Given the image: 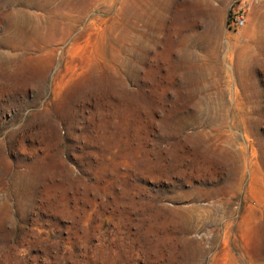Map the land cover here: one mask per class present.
<instances>
[{"label": "rangeland", "instance_id": "rangeland-1", "mask_svg": "<svg viewBox=\"0 0 264 264\" xmlns=\"http://www.w3.org/2000/svg\"><path fill=\"white\" fill-rule=\"evenodd\" d=\"M60 3L0 0V264H264V0Z\"/></svg>", "mask_w": 264, "mask_h": 264}, {"label": "bare ground", "instance_id": "bare-ground-1", "mask_svg": "<svg viewBox=\"0 0 264 264\" xmlns=\"http://www.w3.org/2000/svg\"><path fill=\"white\" fill-rule=\"evenodd\" d=\"M44 1V5H38L37 7L44 9V11L49 13V18L45 21V24L51 28L56 27V26H62L63 25V21H60V18H62V15H65L62 11V6L64 8V4L60 3L59 5H55L54 8H49V5H51L52 3H54V0H40V2ZM65 3V2H64ZM65 7H67V3H65ZM71 9V8H70ZM72 10V9H71ZM12 20L14 21H19L21 19H23L24 17L22 15L19 14H14L11 16ZM57 18L59 19L57 21Z\"/></svg>", "mask_w": 264, "mask_h": 264}, {"label": "built area", "instance_id": "built-area-1", "mask_svg": "<svg viewBox=\"0 0 264 264\" xmlns=\"http://www.w3.org/2000/svg\"><path fill=\"white\" fill-rule=\"evenodd\" d=\"M243 24V20L242 17L239 15H234L232 17H230L227 27L230 29H235V28H239L241 27Z\"/></svg>", "mask_w": 264, "mask_h": 264}]
</instances>
